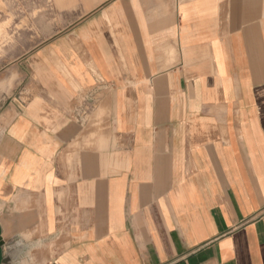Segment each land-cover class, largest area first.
<instances>
[{"label":"crops","instance_id":"crops-1","mask_svg":"<svg viewBox=\"0 0 264 264\" xmlns=\"http://www.w3.org/2000/svg\"><path fill=\"white\" fill-rule=\"evenodd\" d=\"M56 5L0 111V264H264V0Z\"/></svg>","mask_w":264,"mask_h":264},{"label":"rangeland","instance_id":"rangeland-1","mask_svg":"<svg viewBox=\"0 0 264 264\" xmlns=\"http://www.w3.org/2000/svg\"><path fill=\"white\" fill-rule=\"evenodd\" d=\"M46 1L0 0V111L18 95L27 58L77 19L74 7Z\"/></svg>","mask_w":264,"mask_h":264}]
</instances>
